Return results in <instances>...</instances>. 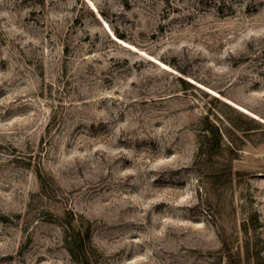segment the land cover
Masks as SVG:
<instances>
[{
	"label": "rangeland",
	"instance_id": "rangeland-1",
	"mask_svg": "<svg viewBox=\"0 0 264 264\" xmlns=\"http://www.w3.org/2000/svg\"><path fill=\"white\" fill-rule=\"evenodd\" d=\"M82 217L93 264H264V0H0V264Z\"/></svg>",
	"mask_w": 264,
	"mask_h": 264
},
{
	"label": "trees",
	"instance_id": "trees-1",
	"mask_svg": "<svg viewBox=\"0 0 264 264\" xmlns=\"http://www.w3.org/2000/svg\"><path fill=\"white\" fill-rule=\"evenodd\" d=\"M203 121L205 125L200 139V148L202 152L208 153L212 160H216L222 151L223 131L211 120L209 115H206ZM41 176L40 174V178ZM75 220H77L76 223L71 220L66 225V229H68V236L66 238L68 249L72 256L80 263L93 264L91 249H95L92 246L93 229L91 228L90 221L83 217L81 220L76 218Z\"/></svg>",
	"mask_w": 264,
	"mask_h": 264
}]
</instances>
